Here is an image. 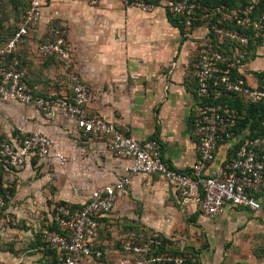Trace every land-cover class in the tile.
<instances>
[{"label": "crops", "instance_id": "crops-1", "mask_svg": "<svg viewBox=\"0 0 264 264\" xmlns=\"http://www.w3.org/2000/svg\"><path fill=\"white\" fill-rule=\"evenodd\" d=\"M57 27L66 33L72 56L69 67L57 58L38 55L36 39L46 40L49 36L45 34ZM202 32L197 28L187 36L181 24L171 23L164 3L142 13L116 0H99L96 6L88 0H46L38 26L30 30L18 54L35 96L70 98L62 75L69 79L77 74L90 91L84 108L87 117L101 118L138 142L158 141L164 161L174 170L188 173L198 158L192 126L197 106L193 53ZM244 67L253 76L264 67L263 53L253 55ZM0 107L7 137L17 131L44 133L54 140V152L67 158L63 168L52 154L44 160L30 159L23 169L51 170L57 183L64 185L54 195L57 202L81 205L91 191L120 180L129 166L128 160L109 150L106 140L82 134L68 118L46 116L14 101ZM246 136L244 129L231 140L218 142L215 158L204 174L210 176L226 167L235 156L236 144ZM127 191L147 203L148 213L140 218L132 216L128 231L163 239L171 251L167 253H177L175 256L195 264H264V185L255 196L261 211L225 204L221 213L211 218L197 208V189L191 190L192 200L184 204L161 177L136 176L113 209L98 219L102 232L112 230L127 213ZM113 243L99 240L97 248L103 245L106 252Z\"/></svg>", "mask_w": 264, "mask_h": 264}, {"label": "built area", "instance_id": "built-area-1", "mask_svg": "<svg viewBox=\"0 0 264 264\" xmlns=\"http://www.w3.org/2000/svg\"><path fill=\"white\" fill-rule=\"evenodd\" d=\"M4 1L0 0V4ZM19 1L26 6L23 22L11 38L0 45V104L14 101L46 116L68 118L82 134L106 140L115 156L129 161L120 180L91 191L79 208L64 205L53 208L51 224L57 230L46 231L39 248L43 252L55 251L56 264H83L102 257V252L95 250L100 229L98 219L113 209L118 196L131 186L136 176L161 177L173 186L184 204L192 200L191 190L197 189L194 201L207 217L221 213L225 204L251 212L262 210L255 196L264 185V133L240 142L233 160L217 173L208 176L204 171L215 158L218 142L231 140L239 119L234 108L219 100L235 95L264 107V78L259 80L244 69L253 55L262 52L264 56V10L258 18H253L252 5L243 10H231L226 6L209 8L197 0H116L142 13L151 12L164 3L168 15L180 20L187 36L197 28L203 30L193 53L197 106L192 126L198 158L190 172L181 173L164 161L158 141L138 142L101 118L87 117L84 108L89 103L90 91L77 74L69 76L70 98L41 97L32 93L17 55L30 30L38 26L46 0ZM88 2L96 6L99 0ZM215 15H220L219 19L209 24ZM223 21L234 22L241 29H252L254 34L243 36L237 30H223L219 26ZM200 22L205 25L195 27ZM251 41L256 46L253 51L249 49ZM38 55L43 59L57 58L69 67L72 56L65 31L54 28L38 46ZM254 73L264 74V67ZM253 77L255 80L251 81L249 78ZM54 150L55 142L48 135L18 131L0 142V162L7 169L21 171L30 159L44 160L54 154L59 166L65 167L67 158ZM122 245L126 252L138 258L136 264H185L183 257L161 251L160 239L141 232L129 231Z\"/></svg>", "mask_w": 264, "mask_h": 264}, {"label": "rangeland", "instance_id": "rangeland-1", "mask_svg": "<svg viewBox=\"0 0 264 264\" xmlns=\"http://www.w3.org/2000/svg\"><path fill=\"white\" fill-rule=\"evenodd\" d=\"M20 23L21 13L1 3L0 42L9 37ZM45 36L48 37L49 35L46 33ZM36 41L38 45H41L46 40L44 38L40 40L36 39ZM57 63L62 66L61 63ZM64 66L66 67L65 64ZM62 78L63 80H67V82L69 80L66 75H62ZM2 112L3 107H0V138L6 139L7 132L4 129V124L6 123ZM51 174H53L51 170L46 172L36 168L28 172L24 170L20 172L1 171L0 264L50 263L48 255L39 248V245L36 246V243L48 231V227H50L52 211L58 203L54 195L64 186L57 183L58 178L56 179L55 174ZM127 193H129L128 206L126 205L127 213L123 214L121 219H118V222L113 225L112 230L107 228L102 232L99 229L97 241H112L114 242L113 248L103 252V245L100 249L97 248V244L95 250L103 252L102 257L100 259L88 260L83 264L137 263L138 258L126 252L122 244L126 238V234L129 232L128 230H130L129 227L132 225L129 219L132 216L140 218L142 214H146L147 210L145 208L147 203L138 197L137 194H131L129 191ZM150 218L153 217L149 216ZM156 218L160 220L161 216ZM45 259L47 260L46 262Z\"/></svg>", "mask_w": 264, "mask_h": 264}, {"label": "trees", "instance_id": "trees-1", "mask_svg": "<svg viewBox=\"0 0 264 264\" xmlns=\"http://www.w3.org/2000/svg\"><path fill=\"white\" fill-rule=\"evenodd\" d=\"M201 4H203L206 7L209 8H214L216 6H226L227 8L231 10H243L249 6H254V13H253V18H258L260 13L264 10V0H256L255 3H253V0H197ZM4 5L12 7L14 10H17L21 13V23L23 22V16L26 12V6L22 4L19 0H6L3 2ZM2 3V4H3ZM220 15H215L211 18V20L208 21L209 24L217 22L219 19ZM168 18L170 19L171 23L175 26L180 25V20L172 18L170 15H168ZM20 23V24H21ZM19 24V25H20ZM18 25V26H19ZM182 25V24H181ZM202 26L205 25L204 22H200L198 24H195V27L197 26ZM219 26L223 30H237L240 35L243 36H253L254 32L252 29H241L240 27H237L236 24L233 22H226L223 21L219 24ZM18 28V27H17ZM17 28L7 37L4 41L0 42V45H3L5 42H7L14 32L17 30ZM260 40V39H259ZM256 48L255 44L251 41L250 42V50L253 51ZM18 59H20V55H17ZM20 61V60H19ZM21 67V66H20ZM259 80H262L264 78V74L257 75ZM262 85V83H261ZM220 103L226 102L230 107L234 108L237 111V114L239 116V119L237 121V124L235 128L232 130L233 135H237L238 133L240 134L244 129H247V136L245 139H251L255 137H259L263 135L264 133V127H263V122H264V107L261 103H254L249 100L247 102L242 99L241 97L238 96H232L231 98H222L219 100ZM18 132V131H17ZM15 132V133H17ZM3 140V138H0V142ZM240 143L236 144L235 146V151L238 148ZM0 189H1V182H2V175L1 171L5 172V167L3 164L0 162ZM7 169V168H6ZM57 205H64L68 206L71 209L79 208L80 205H72L68 204L65 202H58ZM57 230L56 226L53 224H50V227H48V231H54ZM137 234H139L138 231L135 230ZM43 237V235H42ZM42 237L38 238V242L36 243V246H41L42 244ZM161 239V238H160ZM162 242V247L161 251H169L166 249V242L161 239ZM171 252V251H169ZM48 255L50 258V263L49 264H56L57 261V255L55 251H46L44 252ZM172 254V253H171ZM177 253H173L172 255H176ZM178 255V254H177ZM185 264H195L191 259H187L185 257Z\"/></svg>", "mask_w": 264, "mask_h": 264}]
</instances>
